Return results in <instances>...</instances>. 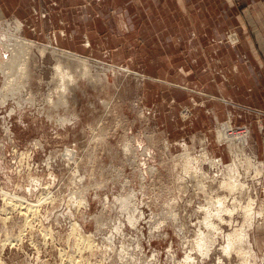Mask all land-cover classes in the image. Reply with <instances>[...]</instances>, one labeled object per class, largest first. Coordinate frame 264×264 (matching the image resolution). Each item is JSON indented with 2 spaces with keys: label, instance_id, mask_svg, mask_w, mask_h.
Masks as SVG:
<instances>
[{
  "label": "rangeland",
  "instance_id": "1",
  "mask_svg": "<svg viewBox=\"0 0 264 264\" xmlns=\"http://www.w3.org/2000/svg\"><path fill=\"white\" fill-rule=\"evenodd\" d=\"M234 1L242 9L241 0ZM217 5L225 12L222 1ZM15 22L1 16L0 34L12 35ZM223 39L236 42L234 30ZM31 41L38 46H28L23 88L2 90L0 74L1 264H264L261 150L243 147L253 160L239 165L244 189L223 187V166L201 159L206 152L231 163L217 129L228 122L236 130L242 122L227 118L180 135L165 125V112L177 110L183 82L159 80L164 66L135 57L127 68ZM212 194L230 208L221 230L242 227L248 256L224 252L222 236L210 254L196 251L197 231H206L204 218L216 211L208 202Z\"/></svg>",
  "mask_w": 264,
  "mask_h": 264
},
{
  "label": "crops",
  "instance_id": "2",
  "mask_svg": "<svg viewBox=\"0 0 264 264\" xmlns=\"http://www.w3.org/2000/svg\"><path fill=\"white\" fill-rule=\"evenodd\" d=\"M218 1L0 0V17L12 16L24 36L70 55L127 68L135 57L149 58L164 66L159 80L183 82L177 110L165 112L167 128L196 134L227 118L242 122L264 157V0H241L240 10L220 0L225 12H217ZM229 29L234 43L223 39Z\"/></svg>",
  "mask_w": 264,
  "mask_h": 264
},
{
  "label": "bare ground",
  "instance_id": "3",
  "mask_svg": "<svg viewBox=\"0 0 264 264\" xmlns=\"http://www.w3.org/2000/svg\"><path fill=\"white\" fill-rule=\"evenodd\" d=\"M21 29H22L21 24H20V22L17 21V22H15V27L13 29V32L11 30L12 35L11 34L6 35L3 33L0 34V74L4 78V84L2 85V90H10V91H13L14 89L21 90L24 86V83H25V82H23V80L29 76L28 74H29L30 68L28 69V67L26 65V59L28 58L27 55L29 54L28 49L30 48L28 46H30V45L38 46V45H36V43L34 44L31 41V39L29 40V39L25 38L23 36V34L19 35ZM47 47H48V45H47ZM53 52L57 53L55 49H53ZM61 52H62L61 53L62 55L67 54L63 51H61ZM28 60H29V58H28ZM59 65L56 66V71L61 74L62 78H64L66 76V70H64ZM15 83H18V84H15ZM230 127H231L230 123H228V122L223 123L222 128L220 127L217 129V137H218L219 141L226 139V142H228L227 147L229 148L231 156H232L231 163L224 165L221 159H220L221 161H216L213 156L209 157L205 153H204V156H201V159L203 162L204 161L208 162L212 166V168L213 167L218 168L220 166H223V171H224L223 175L225 176L226 179L223 178V180H221L222 184L221 183L220 184L223 185V187H226L228 189H234V188L237 189V188H243L246 185L239 178L240 169H241V168H239V165L241 164V159H243V161H245L243 164H246L248 166H250L253 162V160H251L249 156L244 155L245 153H244V149H243L245 144L248 143L247 141H249V143L251 141L248 139V137H249L248 132H245L242 135H238L236 133V135L231 136V133H228V131H227ZM185 155L189 156L188 153ZM253 155H254V153H253ZM191 157L193 159H195L194 156H191ZM218 162H221V163H218ZM240 177H241V175H240ZM228 178H230V180H228ZM204 179H206V178H204ZM207 181H203V182H207ZM203 182L200 186L202 189H205L207 183H206V185H203ZM212 187L213 186H211V188ZM5 194H7V193L5 192ZM247 200H248V202L251 201L250 196ZM208 202H211L213 207H216V211L213 213L209 212L210 213L209 216L211 217L212 215H217V218H219V220H218V222H214L215 220L210 219V217L204 218L206 221V225H207L206 231H205V229H201V228H199V230L197 231L198 232V240L196 241V246H197L196 251L199 250L200 254L203 256L210 254L209 252L211 251L214 242L216 240H218V238L220 236H222L226 241L225 245L222 247L224 252H226L227 254L234 252V253H237L238 255L242 254V256H248L245 252V248L243 247V243H242V240L245 239V237L243 236L244 231H243L242 227H239L238 229L234 228L231 232H225V233H224V231L221 230L222 226L220 227V222L225 220L222 216V213L223 212H229V209H230L226 206L227 204H225L226 202L224 201V197L218 196V194H217V196H213V194H212V196H209ZM234 206H235V204H234ZM251 207H252V203H248L244 207V209L246 210L247 214H249V216H251V213H252ZM204 208L208 209L209 207H204ZM239 209L240 208H238V210ZM235 210H237V209H235ZM253 211H254V209H253ZM239 215H241V214H239ZM252 216H253V214H252ZM204 219L202 222H204ZM236 223H237V221H236ZM8 239L9 238L7 237L5 240H8ZM4 243L5 242H2V245H4ZM213 247H215V246H213ZM214 253H216V252H214ZM218 255H220V254H218ZM223 258H225V257H223ZM247 262H249V261H247ZM0 264H1V258H0ZM190 264H195V263L193 261H191Z\"/></svg>",
  "mask_w": 264,
  "mask_h": 264
},
{
  "label": "built area",
  "instance_id": "4",
  "mask_svg": "<svg viewBox=\"0 0 264 264\" xmlns=\"http://www.w3.org/2000/svg\"><path fill=\"white\" fill-rule=\"evenodd\" d=\"M228 133H231V136H234V135H236V133L238 134V135H242V134H244L246 131H247V129H246V127L244 126V125H242V126H240L239 128H237L236 130L235 129H233V127L231 126L228 130ZM206 153V152H205ZM216 161H221L220 159L221 158H214ZM218 163H221V162H218Z\"/></svg>",
  "mask_w": 264,
  "mask_h": 264
}]
</instances>
